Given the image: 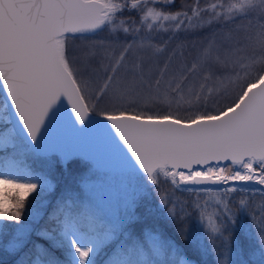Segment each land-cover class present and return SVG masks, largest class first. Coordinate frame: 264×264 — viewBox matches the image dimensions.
I'll list each match as a JSON object with an SVG mask.
<instances>
[{"label": "snow or ice", "instance_id": "1", "mask_svg": "<svg viewBox=\"0 0 264 264\" xmlns=\"http://www.w3.org/2000/svg\"><path fill=\"white\" fill-rule=\"evenodd\" d=\"M199 2L172 12L165 9L177 0H0V149L39 155L58 147L52 132L66 101L75 117L68 122L71 131H95L138 185L160 189L170 183L173 190L184 186L182 191L197 194L193 204L200 222L207 221L211 244L201 251L194 234L179 228L182 240L201 255L221 247L216 264H264V222L246 251L231 229L238 224L233 209L244 210L249 201L241 196L230 206L227 199L237 192L264 198V0H230L226 6L217 0L207 8ZM207 11L212 16L204 20ZM237 17L246 23L213 34L191 61L173 50L163 67H152L165 52L152 44L153 31L175 35ZM105 30L110 40L123 33V42L117 36L70 47V41ZM97 63L105 74L99 84L89 74ZM102 102L106 107H99ZM93 114L106 123L90 120ZM80 151L101 164L96 146ZM253 184L258 187H247ZM206 185L227 187H189ZM54 188L11 158L0 167V222H15L11 233L0 223V251L12 264H97L101 254L103 264H195L163 229L147 227L136 215L135 195L123 215H102L87 181L65 189L47 220L42 202L22 220L28 197L36 194V200ZM201 192L219 209L209 213ZM159 203L166 219L179 217L166 190Z\"/></svg>", "mask_w": 264, "mask_h": 264}, {"label": "trees", "instance_id": "2", "mask_svg": "<svg viewBox=\"0 0 264 264\" xmlns=\"http://www.w3.org/2000/svg\"><path fill=\"white\" fill-rule=\"evenodd\" d=\"M217 0H200L199 7L207 8L209 4L216 3ZM221 2L226 6L230 0H221ZM195 4V0H177V3L173 7L166 8V11H177L180 10L181 5L192 6ZM159 7V6H157ZM185 10L189 11L191 15L190 7ZM222 11V9H217ZM212 16L211 11L201 13V17L204 20L209 19ZM127 13L125 14L126 18ZM237 22L240 21L239 17L236 19ZM235 21V22H236ZM235 22L231 21H214L211 25L205 24L204 27L189 29L187 31H181L175 35L171 32H155L151 33V42L153 45H159L161 48H165V52L160 54L158 61H154L152 67L157 66L163 67V64L168 60V57L172 55L173 50L176 51L177 57L180 59H186L191 61L194 54L197 50L202 47L208 39L213 37V34L219 35L222 32L228 31ZM167 23V22H166ZM246 23V21H243ZM107 30L99 32L95 35H89V40H73L70 41V47L72 49H79L82 45L90 42L91 40H100L105 39L106 42H111V40L116 39L118 36L120 41L123 42V33H116L111 36ZM172 37L169 39V37ZM131 39V38H129ZM178 45L183 47L178 48ZM183 52V57H180V53ZM148 55L145 54V60L147 61ZM175 59V58H174ZM94 67L97 68L95 73H89L92 75V78L97 84L101 83L104 78V71L99 64L97 63ZM2 94L0 92V100H2ZM0 154L13 156L15 158H22V161H26L31 171L39 172L40 175L46 176L53 185L55 186L52 191H44L40 193V196L36 200H33L32 194L28 197L26 203L25 215L22 217V220H27L29 213H31L37 204L44 203L47 207L44 210L45 216L44 220L48 219V215L52 211V206L56 202L60 194L67 188H75L81 186V180L86 177H94L99 172L95 170L92 164L89 161H85L81 157H76L70 159L66 165L61 162L60 157L57 154L51 156H37L32 153L24 151V154H21L19 151H14L12 148L7 150H0ZM78 163H75L77 162ZM170 187V190L173 192V195L176 198V210L179 213V217L172 221L166 219V209L163 210L157 206V195L154 193H143L138 197V206L135 207L134 211L137 216L141 218L144 224L147 227L151 228H161L164 231V235L175 240V242L183 249V251L190 257L195 264H216V255L220 253L222 255V248L216 247L215 250H209L207 254L201 255L206 247H209L211 244L210 234L204 229H197L198 218H199V209H195L193 201L197 199V194L195 192L189 193L182 191L181 189L172 190L170 183H167ZM208 193H199V197L205 198L208 197ZM223 193L221 194V196ZM241 196L247 197L249 201V206L244 209L237 211L236 208L233 210L236 211V218L238 224L232 226V231L234 232L235 240L239 241L240 246L244 247L247 251L250 244L255 243L256 237L259 235V229L264 222V198L259 194L253 196L251 193H232L229 195L228 200L231 205H237L238 200ZM170 207V206H169ZM151 209V211H149ZM163 213V214H162ZM221 223V217L216 215ZM44 220L41 221V224L44 223ZM2 224L5 226L6 231L11 233L12 229L15 226V222L12 221H2ZM179 228H185L191 231L194 234V239L199 242L201 251H196L192 243H187L181 239V236L177 234ZM223 236L227 237L229 231L226 228H222ZM219 236V234H217ZM219 243V241H217ZM59 255V253H57ZM105 259L104 255L101 254L97 257V264H103ZM13 258L8 254L0 251V264H12Z\"/></svg>", "mask_w": 264, "mask_h": 264}, {"label": "rangeland", "instance_id": "3", "mask_svg": "<svg viewBox=\"0 0 264 264\" xmlns=\"http://www.w3.org/2000/svg\"><path fill=\"white\" fill-rule=\"evenodd\" d=\"M220 21H222V19ZM240 24H243V21L241 19L239 22L236 21L230 29L234 30L237 28V25H240ZM223 33L224 32H222V34ZM220 35L221 34L217 35V37H219ZM99 107L100 108L106 107V103L104 102L100 103ZM0 150H3V149H0ZM14 151H19L21 152V154L25 155L23 149H15ZM9 158L19 163L21 167L26 166L29 169L28 165H26V161L21 160L24 157L19 159V158H15L13 156H8L4 154H0V167H3L4 161ZM32 173L33 175H40L39 172L32 171ZM85 181H87L88 185L94 189V200L96 204L99 205V209L101 210L102 215H108V216L123 215L126 211L130 210L127 207L128 200L133 195H135L136 199H138V197L142 195L143 193H149V194L155 193L157 195V199H156L157 206L161 208L160 203H159V193L160 191L166 190L172 202L176 203L175 201L176 198L173 195V192L170 190V187L167 185V183H162L160 186V189H157L156 186H152L150 184L147 185V187H141L140 185L136 183L135 179L130 173H124V172L104 173V172L99 171V174H97L94 177H88V178L84 177L80 183L82 188L84 187ZM50 183L53 184V182L51 181ZM219 190L213 189V192H216ZM221 198H224L223 195L221 196ZM200 200H201L202 205H203V201L205 200L209 201L208 206H207V211L209 213H212L214 210L219 209V206L216 205L214 201L209 199V195L208 197H205L202 199L200 198ZM169 206L171 207V204ZM213 219L216 220L217 224H219V221L216 215L213 216ZM206 224H207L206 220L204 221V224H202L200 222V219L198 218L197 229L200 228V229L205 230Z\"/></svg>", "mask_w": 264, "mask_h": 264}, {"label": "water", "instance_id": "4", "mask_svg": "<svg viewBox=\"0 0 264 264\" xmlns=\"http://www.w3.org/2000/svg\"><path fill=\"white\" fill-rule=\"evenodd\" d=\"M2 97L4 98V92L0 90ZM92 121H99L100 123H106L102 120L101 117L96 116L93 114L89 118ZM74 121L75 117L74 114L71 112V107L65 101L62 106H60V113L58 114L57 121L55 128L52 132V139L58 144V147H55L49 150L46 153L39 154L38 156L44 155H54L57 154L61 158V162L65 165L67 162L76 157H81L86 161L92 163L94 168L97 171H102L106 173H120V172H129L121 163L119 156L114 153L106 152L103 149V146L100 144L97 134L95 131L86 133L85 135L77 136L75 135L70 128L69 121ZM77 127H81L79 124L76 125ZM98 149L99 155L101 156V164L97 165L90 156L85 155L81 149ZM67 149L72 154L65 155L63 149ZM229 163V162H223ZM184 186H181V189ZM189 187H208L217 190H221L225 187L223 185H206V186H189Z\"/></svg>", "mask_w": 264, "mask_h": 264}, {"label": "bare ground", "instance_id": "5", "mask_svg": "<svg viewBox=\"0 0 264 264\" xmlns=\"http://www.w3.org/2000/svg\"><path fill=\"white\" fill-rule=\"evenodd\" d=\"M248 186V185H247ZM223 187H227L226 185H223ZM237 187H239V185H237Z\"/></svg>", "mask_w": 264, "mask_h": 264}, {"label": "built area", "instance_id": "6", "mask_svg": "<svg viewBox=\"0 0 264 264\" xmlns=\"http://www.w3.org/2000/svg\"><path fill=\"white\" fill-rule=\"evenodd\" d=\"M253 186H257V185H254V184H253Z\"/></svg>", "mask_w": 264, "mask_h": 264}]
</instances>
